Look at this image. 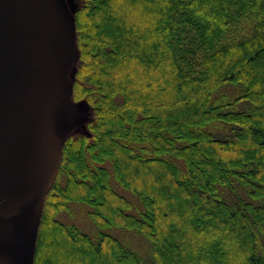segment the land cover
I'll return each mask as SVG.
<instances>
[{
	"label": "trees",
	"instance_id": "16d2710c",
	"mask_svg": "<svg viewBox=\"0 0 264 264\" xmlns=\"http://www.w3.org/2000/svg\"><path fill=\"white\" fill-rule=\"evenodd\" d=\"M72 4L71 97L88 120L34 264H264V0ZM73 205L93 235L60 218Z\"/></svg>",
	"mask_w": 264,
	"mask_h": 264
},
{
	"label": "water",
	"instance_id": "95a60500",
	"mask_svg": "<svg viewBox=\"0 0 264 264\" xmlns=\"http://www.w3.org/2000/svg\"><path fill=\"white\" fill-rule=\"evenodd\" d=\"M76 50L68 0H0V264H11L9 237L34 264L65 144L88 120L72 112Z\"/></svg>",
	"mask_w": 264,
	"mask_h": 264
},
{
	"label": "rangeland",
	"instance_id": "374dc122",
	"mask_svg": "<svg viewBox=\"0 0 264 264\" xmlns=\"http://www.w3.org/2000/svg\"><path fill=\"white\" fill-rule=\"evenodd\" d=\"M77 1L78 0H68V4H69L71 9L73 7L72 3L77 2ZM72 112L75 115H82L84 117V118L82 117V119H85L86 112L84 111V107L73 108ZM85 120L83 121L84 126L87 123V121H85ZM77 129L82 131V129H84V128H82V126H80V125H76L74 128V131H76ZM85 210L86 209L84 207L73 205L71 212L70 213L68 212L64 215H61L60 218L64 221L76 223L81 229H83L87 233L92 232V231L95 233V228L92 225V223L89 221V219L87 218ZM165 216H167V215H165ZM129 233H131V235L125 236V238L129 242V244L132 246V248H134L135 250L145 254L144 250H147L146 245L148 244L145 241V239L140 237L138 234H136L134 232H129ZM89 234L93 235L91 233H89ZM125 234H128V233H125ZM122 239L124 240V238H122ZM8 245H9L10 250L12 251L11 264H21L23 256H22V251H21L20 247L12 240L11 237L8 238Z\"/></svg>",
	"mask_w": 264,
	"mask_h": 264
}]
</instances>
